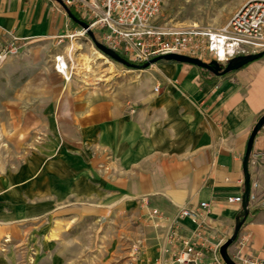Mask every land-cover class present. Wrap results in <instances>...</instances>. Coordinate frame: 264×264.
I'll list each match as a JSON object with an SVG mask.
<instances>
[{
  "label": "crops",
  "instance_id": "crops-1",
  "mask_svg": "<svg viewBox=\"0 0 264 264\" xmlns=\"http://www.w3.org/2000/svg\"><path fill=\"white\" fill-rule=\"evenodd\" d=\"M70 25L52 0H0V50L53 41L61 46ZM150 67L151 83L138 94L130 87L128 99L65 101L71 108L56 126L52 156L22 166L16 177L2 176L0 199H28L38 207L42 201L56 207L80 200L138 205L147 223L139 264H171L159 244L177 206L206 202L212 240L230 237L241 203L228 198L242 194L246 141L264 113V56L220 76L184 62ZM52 116L45 120L54 121ZM247 169L248 214L227 248L235 261L264 259V129L254 137ZM152 209L167 220L154 222ZM181 222L193 227L188 219ZM10 228L7 211L0 209V244Z\"/></svg>",
  "mask_w": 264,
  "mask_h": 264
},
{
  "label": "rangeland",
  "instance_id": "rangeland-1",
  "mask_svg": "<svg viewBox=\"0 0 264 264\" xmlns=\"http://www.w3.org/2000/svg\"><path fill=\"white\" fill-rule=\"evenodd\" d=\"M247 1L163 0L157 20L195 29L201 39L199 54L209 61L204 33L220 29ZM70 27L58 47L53 41L0 50V178L16 177L22 166L50 159L54 140L59 138L56 126L62 124L61 114L71 108L65 101L128 99L130 87L138 94L155 75L150 66L131 68L110 59L86 32L80 33L79 25L71 21ZM93 49L112 64L95 58ZM56 55H63L68 62L66 77L52 70ZM81 65L89 68L78 73ZM50 100L56 104L49 107ZM48 115H54V121L45 120ZM0 209L7 211L11 227L0 244V259L8 264L140 263L147 223L138 205L80 200L56 207L42 201L38 207L28 199L24 203L0 199ZM23 211L26 215L17 217Z\"/></svg>",
  "mask_w": 264,
  "mask_h": 264
},
{
  "label": "built area",
  "instance_id": "built-area-1",
  "mask_svg": "<svg viewBox=\"0 0 264 264\" xmlns=\"http://www.w3.org/2000/svg\"><path fill=\"white\" fill-rule=\"evenodd\" d=\"M61 1L76 17L88 24L98 42L129 62L141 64L167 53L195 55L202 59L199 54L201 39L195 29H181L157 20L163 0ZM84 32L86 30L81 28L80 33ZM204 34L209 58H217L220 50L223 53V60L215 59L219 63L237 55L257 52L264 48V0L243 3L220 29ZM53 66L65 76L62 70L67 71L68 62L63 55L55 56ZM158 88L156 84L152 90L156 92ZM250 197L249 190L248 200ZM228 200L240 204L241 194ZM176 210V217L168 220L159 244L162 254L168 252L171 255V264H226L219 253L224 241L212 240L207 203L200 201L196 205H181ZM149 218L156 223L166 219L156 209L149 212ZM182 219H188L193 227L187 228ZM245 241V237L244 241L240 240L239 247ZM235 262L264 264V259L244 256Z\"/></svg>",
  "mask_w": 264,
  "mask_h": 264
},
{
  "label": "water",
  "instance_id": "water-1",
  "mask_svg": "<svg viewBox=\"0 0 264 264\" xmlns=\"http://www.w3.org/2000/svg\"><path fill=\"white\" fill-rule=\"evenodd\" d=\"M56 1L64 10L66 15L71 19L72 22L76 23L79 25L81 28L86 30V33L89 35L91 38L94 46L102 52L105 56L109 57L110 59L125 65L127 67L131 68H137V69H144L147 68L148 66L158 62V61H175V62H184V63H189L192 64L198 68L205 69L208 72H210L213 75L220 76L223 74H226L228 72H231L233 70H236L243 65H246L247 63L256 60L260 58L261 56H264V50L255 52V53H248V54H243V55H237L235 57L227 59L226 63L220 64L217 62L215 59H210L209 61H204L198 57H192L189 55L185 54H179V53H167L163 55H157L152 57L149 61H146L141 64H136L129 62L125 58L121 57L119 54L111 50L110 48L106 47L102 43L98 42L94 35L93 32L88 28V24L76 17L72 11L65 6L61 0H54ZM264 129V113H262L258 119L256 120L255 124L253 125L249 136L246 141L245 145V151L244 155L242 158V171H243V191L241 194V207L239 211L237 212L235 216V223H234V229L230 237H228L221 245L219 248V253L224 260L226 264H239L235 262L230 255L228 254L227 248L228 246L234 241L236 234L245 220L247 214H248V196H249V190H250V180H249V173L247 169V164H248V159L250 156V151L252 148L253 140L254 137L262 130Z\"/></svg>",
  "mask_w": 264,
  "mask_h": 264
},
{
  "label": "bare ground",
  "instance_id": "bare-ground-1",
  "mask_svg": "<svg viewBox=\"0 0 264 264\" xmlns=\"http://www.w3.org/2000/svg\"><path fill=\"white\" fill-rule=\"evenodd\" d=\"M71 52H72V50H71ZM70 52V56H71V53ZM92 54H93V56L95 57V58H99V59H103L104 61H106V62H108V63H111L105 56H103L99 51H97L96 49H93V51H92ZM1 58V57H0ZM217 61H221V60H223L224 59V57H223V53L221 52V50L219 51V54H218V57L217 58H215ZM112 64V63H111ZM110 64V65H111ZM78 65V64H77ZM63 66L64 67H66L67 68V65L64 63L63 64ZM79 67H81V70H79L80 68H78V73L79 72H84V70H86V69H88L89 68V66H84V65H81V66H79ZM73 68V67H72ZM75 68V67H74ZM76 69H77V67H76ZM76 69H75V71H76ZM62 72H63V74L65 75V76H67V71L66 70H62Z\"/></svg>",
  "mask_w": 264,
  "mask_h": 264
},
{
  "label": "trees",
  "instance_id": "trees-1",
  "mask_svg": "<svg viewBox=\"0 0 264 264\" xmlns=\"http://www.w3.org/2000/svg\"><path fill=\"white\" fill-rule=\"evenodd\" d=\"M158 62H161V61H158ZM201 70L204 71V72L206 71L205 69H201ZM206 72H207V71H206Z\"/></svg>",
  "mask_w": 264,
  "mask_h": 264
}]
</instances>
